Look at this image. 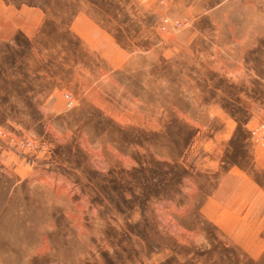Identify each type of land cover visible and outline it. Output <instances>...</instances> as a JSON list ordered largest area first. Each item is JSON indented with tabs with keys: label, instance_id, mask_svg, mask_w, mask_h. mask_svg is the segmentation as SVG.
I'll use <instances>...</instances> for the list:
<instances>
[{
	"label": "rangeland",
	"instance_id": "374dc122",
	"mask_svg": "<svg viewBox=\"0 0 264 264\" xmlns=\"http://www.w3.org/2000/svg\"><path fill=\"white\" fill-rule=\"evenodd\" d=\"M0 264H264V0H0Z\"/></svg>",
	"mask_w": 264,
	"mask_h": 264
}]
</instances>
